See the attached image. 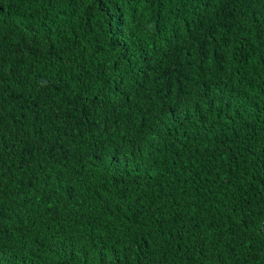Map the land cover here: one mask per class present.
Wrapping results in <instances>:
<instances>
[{
  "label": "trees",
  "instance_id": "16d2710c",
  "mask_svg": "<svg viewBox=\"0 0 264 264\" xmlns=\"http://www.w3.org/2000/svg\"><path fill=\"white\" fill-rule=\"evenodd\" d=\"M0 264H264V0H0Z\"/></svg>",
  "mask_w": 264,
  "mask_h": 264
}]
</instances>
